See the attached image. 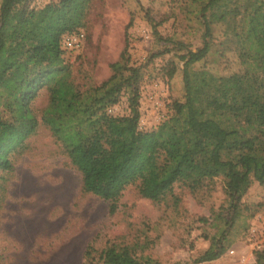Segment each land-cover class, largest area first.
Returning a JSON list of instances; mask_svg holds the SVG:
<instances>
[{"label":"trees","instance_id":"obj_1","mask_svg":"<svg viewBox=\"0 0 264 264\" xmlns=\"http://www.w3.org/2000/svg\"><path fill=\"white\" fill-rule=\"evenodd\" d=\"M192 1V12L202 27V44L195 49L160 34L161 21L146 13L160 46L150 58L170 51L177 55L183 96L172 101V113L155 128L141 130L137 126L142 70L131 62L127 37L118 59L110 64L108 78L85 89L71 80L60 39L84 25L90 0H50L42 7H30L29 0H0V170L12 168L13 156L36 131L39 123L31 102L45 87L49 101L42 123L81 173L82 189L110 201V212L132 184L142 197L159 201L176 183L195 189L205 180L224 177L225 228L197 257L203 262L225 250L251 181L264 182V0ZM216 27H223V43L243 65L249 104L261 106L254 119L226 111L204 117L223 106L206 97L201 87L192 86L188 68L209 54ZM174 73L172 66L167 75ZM126 91L129 113H108ZM94 251L86 246L84 264H92ZM98 259L104 264H128L131 249L113 243L98 252ZM255 264H264V249L255 251Z\"/></svg>","mask_w":264,"mask_h":264},{"label":"rangeland","instance_id":"obj_2","mask_svg":"<svg viewBox=\"0 0 264 264\" xmlns=\"http://www.w3.org/2000/svg\"><path fill=\"white\" fill-rule=\"evenodd\" d=\"M49 1L29 0L28 5L42 7ZM194 8L192 0H90L79 28L84 44L64 54L71 80L85 89L108 78L127 37L131 62L142 70L137 127L155 128L172 113V101L182 99V63L173 51L150 58L160 46L146 13L161 21L160 34L195 49L202 44V27ZM222 29H213L206 58L189 66L190 82L223 106L204 117L226 111L254 119L261 106L249 104L243 65L223 43ZM172 66L175 73L169 77ZM128 96V91L121 92L107 112L128 114ZM48 101L43 87L31 102L39 123L36 131L13 156L12 168L0 170V264H84L87 245L95 250L92 264H104L98 252L113 243L129 246L128 264H255V251L264 249V182L252 180L242 196L241 214L228 231L223 253L197 262L225 228L224 177L205 180L195 189L176 183L159 201L142 197L132 184L110 212V201L82 189L81 173L42 123Z\"/></svg>","mask_w":264,"mask_h":264},{"label":"built area","instance_id":"obj_3","mask_svg":"<svg viewBox=\"0 0 264 264\" xmlns=\"http://www.w3.org/2000/svg\"><path fill=\"white\" fill-rule=\"evenodd\" d=\"M85 34L82 29L64 33L60 39V48L64 53L77 51L84 44Z\"/></svg>","mask_w":264,"mask_h":264}]
</instances>
